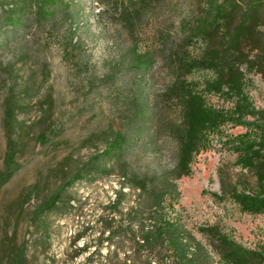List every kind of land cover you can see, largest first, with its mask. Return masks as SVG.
Segmentation results:
<instances>
[{
    "label": "trees",
    "instance_id": "16d2710c",
    "mask_svg": "<svg viewBox=\"0 0 264 264\" xmlns=\"http://www.w3.org/2000/svg\"><path fill=\"white\" fill-rule=\"evenodd\" d=\"M104 1L118 20V34L123 31L129 43L116 41L118 59L105 77L132 75L125 97L118 95L125 107L124 128L106 138L102 153L66 174L63 183L37 205L31 222L47 234L50 214L70 205L67 193L73 184L97 173L110 176L118 168L122 186L140 192L151 212L147 222L142 212L125 227H105L110 230L106 238L110 245L123 227L135 246L132 260L123 264H215L179 216L166 212V202L170 200L171 207L179 197L176 181L191 175L195 156L219 145L220 150L237 156L239 168L227 177L220 173V199L233 203L243 214L264 215V108L254 106L248 78L250 73L264 76V0ZM72 11L73 0H0V53L15 46V58L6 67L13 87L4 103L8 143L0 187L21 168L20 144L15 139L20 128L17 115L25 112V102L36 87L30 75L24 88H19L23 78L16 64L32 51L41 59L53 45L62 50L64 60H75L82 39ZM28 33L33 34L31 41L26 39ZM158 70L168 80L160 92L155 89ZM42 74L46 80V64ZM234 128L245 132L228 133ZM41 140L46 142L44 137ZM161 140L175 146L173 170L142 173L124 159L138 147L161 151ZM125 197L120 191L113 206L117 208ZM213 231L217 234L209 238L207 233ZM200 232L216 250L217 264H264V247L245 249L216 226ZM26 250L27 243L14 251L11 264H25ZM86 250L82 247L79 253ZM87 264L94 263L89 259Z\"/></svg>",
    "mask_w": 264,
    "mask_h": 264
},
{
    "label": "rangeland",
    "instance_id": "374dc122",
    "mask_svg": "<svg viewBox=\"0 0 264 264\" xmlns=\"http://www.w3.org/2000/svg\"><path fill=\"white\" fill-rule=\"evenodd\" d=\"M72 12L82 39L75 60H64L62 50L53 45L41 59V55L37 57L32 51L24 62L16 64L23 78L19 88H24L30 75L34 76L36 87L25 102L28 104L25 112L17 115L20 128L15 139L20 144L21 168L0 187V264H11L13 252L22 249L25 243V264H87L89 259L94 264H123L136 253L123 227L143 214L147 222L151 215L145 197L123 187L124 179L116 168L110 176L97 173L73 184L67 193L72 198L70 205L50 214L47 234L31 222L37 205L63 183L66 174L102 153L106 138L124 128L125 107L118 95L125 97V85L132 75L122 74L115 80L105 77L118 59L120 47L116 41L129 44L126 34L123 31L118 34V20L104 0H73ZM32 38L33 34L28 33L26 39ZM14 51L15 46H10L0 53V174L5 169L8 143L4 103L13 87L6 67L15 58ZM45 64L46 80L42 74ZM248 78L251 100L254 106L263 109L264 76L250 73ZM155 79V89L160 92L168 80L161 70L156 72ZM212 100L218 102L217 97ZM243 132V128L228 131ZM41 137L46 139L45 143ZM161 143V151L150 146L138 147L124 159L142 173L171 171L175 167V146L165 140ZM89 144L93 145L85 147ZM236 159V155L220 150L219 145L197 154L191 175L176 181L179 197L171 207L170 200L166 202V212L179 216L186 229L206 246L215 264L220 259L201 234L202 229L216 226L248 250L264 247V215L243 214L233 203L220 199V173L225 177L238 173ZM120 191L126 197L116 208L113 203ZM110 224L124 225L113 245L106 239L110 230L105 227ZM215 233L207 235L211 238ZM82 247L87 250L79 253Z\"/></svg>",
    "mask_w": 264,
    "mask_h": 264
}]
</instances>
